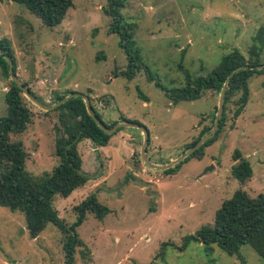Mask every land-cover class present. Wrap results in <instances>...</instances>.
Wrapping results in <instances>:
<instances>
[{
  "label": "rangeland",
  "instance_id": "rangeland-1",
  "mask_svg": "<svg viewBox=\"0 0 264 264\" xmlns=\"http://www.w3.org/2000/svg\"><path fill=\"white\" fill-rule=\"evenodd\" d=\"M120 13L132 27L133 51L142 68L131 79L121 74L127 57L116 33L108 31V0H73L62 22L49 28L28 8L0 0V38L7 37L16 60V74L45 105L69 91L88 96L110 125L127 118L148 131L145 157L165 165L183 154L194 138L213 126L220 92L203 90L194 100L173 103L156 86L168 90L186 84V75L205 76L223 55L239 49L244 55L259 33L264 37V0H123ZM262 31V32H261ZM256 39V40H255ZM264 63V48L260 53ZM145 66V67H144ZM148 74L153 79H148ZM10 77L0 66V116ZM249 97L234 117L237 91L223 107L225 121L216 140L201 157L192 156L174 173L150 166L141 156L143 133L121 127L106 145L88 138L77 144L81 168L89 179L68 196L55 194L57 215L71 224L73 206L95 194L110 212L101 220L88 213L77 228L74 264H240L218 246L185 238L213 223L215 211L233 192L264 193V72L248 80ZM31 110L26 129L11 134L27 153L25 169L42 178L58 163L55 139L58 111L45 110L23 94ZM222 112V113H223ZM241 151L253 175L244 184L232 176V154ZM65 234L52 223L34 238L24 214L0 206V264H65ZM164 248L163 258L156 257ZM240 253L246 264H262L250 244Z\"/></svg>",
  "mask_w": 264,
  "mask_h": 264
},
{
  "label": "trees",
  "instance_id": "trees-1",
  "mask_svg": "<svg viewBox=\"0 0 264 264\" xmlns=\"http://www.w3.org/2000/svg\"><path fill=\"white\" fill-rule=\"evenodd\" d=\"M13 1L24 4L49 28L60 24L68 9L73 6V0ZM123 5V0H108V7L104 9V12L110 17L108 31L117 34L118 44L124 50L128 60L127 67L121 74L131 79L143 66L133 51L132 27L120 13ZM257 36L259 43L252 44L247 56L235 48L223 55L217 65L205 76L192 78L190 75H186V84L181 88L168 90L159 81H155V84L166 93L174 104L183 100L197 99L203 90L212 89L220 92L226 77L232 70L244 65L261 64L259 58L264 48V37L262 33ZM0 49L10 57L13 70L16 73V60L7 37L0 38ZM0 66L4 74L9 77L8 64L2 54H0ZM261 72H264V68H247L235 72L230 77L224 96V107L237 91H241V95L236 101L237 108L234 117L241 113L248 101L249 78L253 74ZM148 79L152 80V75L148 74ZM22 83L34 95L27 83L24 81ZM73 92L57 95L54 101L56 102ZM4 100L7 110L5 115L0 116V206L7 207L12 211L19 210L24 214L25 226L31 238L36 237L49 222L60 228L65 234L64 262L65 264H74L77 246L84 245L77 228L84 222L88 213H92L101 220L110 212V209L101 203L95 194H88L73 206L76 218L67 225L57 215V211L52 205V199L55 194H59L61 197L68 196L75 188L82 186L89 179V174L81 168L82 158L77 149L78 142L88 138L96 145H106L113 133L108 134L99 127L88 114L80 96L68 99L54 108L58 111L59 120V124L56 126L59 134L55 139V154L58 156V163L42 178H36L25 169L27 153L23 142L20 139H11V134H18L26 129L32 115L23 100V91L11 79L4 94ZM93 111L107 127L117 123L108 125L94 108ZM121 120L131 121L127 118ZM224 121L225 112L222 113L215 132L202 146L174 166L165 169L164 172L174 173L180 164L188 158L203 156L204 148L216 140ZM211 128L212 126L205 127L196 138L186 145L187 149L196 144ZM232 157L236 163L231 167V174L240 184H244L253 175L251 164L238 149L233 151ZM192 239L202 242L207 249L216 245L229 255H236L240 264H246L244 256L240 253V247L243 244H250L261 256L262 264H264V193L250 196L244 189H236L231 197L223 200L215 211L213 223L203 225L195 234L187 236L184 244ZM164 255L165 251L162 248L156 257L163 258Z\"/></svg>",
  "mask_w": 264,
  "mask_h": 264
},
{
  "label": "water",
  "instance_id": "water-1",
  "mask_svg": "<svg viewBox=\"0 0 264 264\" xmlns=\"http://www.w3.org/2000/svg\"><path fill=\"white\" fill-rule=\"evenodd\" d=\"M0 54L4 55L7 64H8V73H9V77L11 79V81H13L22 91L23 94L28 97L31 101H33L34 103H36L37 105H39L41 108L45 109V110H51L54 109L55 107H57L58 105L64 103L65 101H67L68 99L72 98V97H78L80 96L86 106L87 112L88 114L94 119V121L99 125V127L105 131L108 134H112L115 131H117L119 128L121 127H135L138 128L142 131L143 133V142H142V146H141V156L143 157V159L146 161V163H148L150 166L154 167V168H159V169H168L172 166H174L175 164H177L178 162H180L181 160H183L185 157H187L189 154H191L192 152H194L196 149H198L200 146L203 145V143L208 140L211 135L215 132V130L217 129L218 126V122L219 119L222 115L223 112V107H224V96H225V92H226V87H227V83L230 79V77L237 71L241 70V69H247V68H251V69H263L264 68V63L261 64H257V65H253V66H249V65H244L241 67H238L234 70H232L229 75L226 77L225 82L221 88L220 94H219V99H218V107H217V111H216V115H215V119H214V124L212 126V128L210 129V131L203 136L200 140L197 141L196 144H194L192 147H190L189 149H187L183 154H181L179 157H177L176 159L170 161L168 164L165 165H159V164H154L148 161L147 157H145V153H146V145L148 144V131L145 128L144 125H142L141 123H137V122H131V121H119L117 123H115L114 125H112L111 127H107L105 124H103L101 122V120L96 116V114L93 111V108L89 102V98L88 96L81 94V93H77V92H73L70 93L66 96H64L63 98H61L60 100L56 101L55 103L51 104V105H45L42 102H40L30 91L29 89L23 85V83L19 80V78L17 77V74L14 72L13 70V65H12V61L10 59V57L6 54H4V51L0 49Z\"/></svg>",
  "mask_w": 264,
  "mask_h": 264
}]
</instances>
